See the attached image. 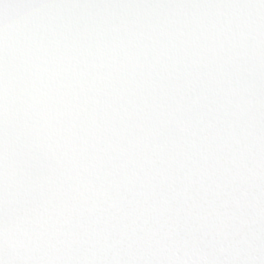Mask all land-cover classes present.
Returning <instances> with one entry per match:
<instances>
[{
	"label": "snow or ice",
	"instance_id": "6c2138e0",
	"mask_svg": "<svg viewBox=\"0 0 264 264\" xmlns=\"http://www.w3.org/2000/svg\"><path fill=\"white\" fill-rule=\"evenodd\" d=\"M0 264H264V0H0Z\"/></svg>",
	"mask_w": 264,
	"mask_h": 264
}]
</instances>
